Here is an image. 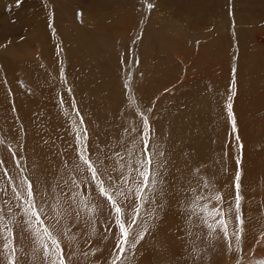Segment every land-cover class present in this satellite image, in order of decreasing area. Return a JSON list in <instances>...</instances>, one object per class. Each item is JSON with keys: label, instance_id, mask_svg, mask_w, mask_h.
Here are the masks:
<instances>
[{"label": "rangeland", "instance_id": "rangeland-1", "mask_svg": "<svg viewBox=\"0 0 264 264\" xmlns=\"http://www.w3.org/2000/svg\"><path fill=\"white\" fill-rule=\"evenodd\" d=\"M74 28L92 44V37L100 39L102 61L115 75L116 104L107 102L103 109L118 113L111 114V130L103 134L88 121L76 93L71 74L76 65L66 43L70 36L76 40ZM240 28L248 35L247 48L240 45ZM160 57L168 60L169 69ZM194 69L196 75L189 74ZM202 95L207 98L203 105L192 104ZM188 103L193 110L187 107L192 111L177 124L190 127L188 134L179 133L188 139L167 150L168 112ZM192 114L197 116L191 120ZM85 148L96 180L79 158ZM157 150L161 156L153 155ZM146 157L153 159L149 172H158L159 182L153 192L150 177L144 199L137 200L135 161L143 164ZM175 163L179 170L168 183ZM176 176H182L178 195ZM100 182L129 197H116L129 232L122 253L116 246V214L96 190ZM165 183L174 199L201 197L198 220L212 219L215 226L228 219V237L217 230L215 240L206 244L187 215L188 225L174 232L177 241L167 252L162 246L150 250L158 244L150 238L149 252L137 253L154 228L150 221L161 218L156 206L163 201L157 195ZM215 193L221 201L209 199ZM29 199L42 223L25 214ZM97 204L96 211H88ZM230 206L226 217L202 211ZM65 209L72 212V232L69 216L60 215ZM238 227L243 229L239 242L233 235ZM44 228L60 243L65 264H139L137 254L145 258L142 264H264V0H20L19 7L16 0H0V264H27L22 260L33 256L48 264L52 257H45L43 245L53 246ZM199 245L215 252H199ZM147 254L161 256L151 260Z\"/></svg>", "mask_w": 264, "mask_h": 264}, {"label": "bare ground", "instance_id": "bare-ground-1", "mask_svg": "<svg viewBox=\"0 0 264 264\" xmlns=\"http://www.w3.org/2000/svg\"><path fill=\"white\" fill-rule=\"evenodd\" d=\"M78 32L80 35L78 34ZM81 34L82 33L79 30L74 28L73 29V36L76 38V40H74L72 36H70V37L68 36L69 38H66V43L67 44L69 43L68 48L69 49L71 48V53L69 54L70 55L69 57H71L72 61H75V65H76V68L73 67L74 69H71L72 70L71 74L74 76L73 80L75 83L76 93H77V96L79 98L80 103L85 108V111H86L85 114H87L88 121L91 122L95 128H98L96 130L100 134H103V133H106L107 131L111 130V128L108 126L109 123L107 121L110 120L112 122L113 121L112 115L116 116V114L118 113L117 108H113L111 110L112 115L106 114L104 112V109H103L104 104L107 102H112L114 105L116 104L117 88H115V84H116L115 75L112 73L111 68H109V66L102 61L101 49L99 48V47H101L100 39H95L94 37H92L94 40L93 44H92L91 43L92 40L90 41V39L89 40L86 39L85 36L83 34L82 35ZM91 35H92V33H91ZM238 36H239L240 45L245 44L244 47L247 48V45H246L247 40H248L247 33L244 30H242V28H240L238 30ZM72 43L74 44V48L72 46ZM151 44H154V42L152 41ZM103 45L104 44H102V46ZM45 53H46V50H44L43 54L45 55ZM244 54H248V51H246ZM39 56H40V54H39ZM93 56H95L94 57L95 60L93 59ZM165 59H166L165 57H160L159 60H161L162 63L166 67H168V69H169L170 64L167 62L168 60H165ZM172 66H174V65L171 63V67ZM189 74L196 75V70L195 69L193 71L189 70ZM162 77L164 78V77H166V75L164 74ZM206 99L207 98H205V96L202 95V96L198 97L196 100H194L192 102V104H194L195 102H200L198 105H203L204 104L203 102H205ZM192 104L188 103V104H186V106H183L181 108L173 107L168 112V118L169 119L171 118V120L167 124V127H169V129H170L169 143L167 146L164 145L167 150H169L171 147L177 146V141H184V140L188 139L189 135L181 136V134H179V133L183 132V133L188 134V132L190 131L189 130L190 127L186 125L185 128L180 129L177 126V124L179 123L180 119L185 118L186 117L185 115H187L190 111L193 110L194 105L192 106ZM187 107H189L192 110H190ZM105 115H109V118H106ZM192 115H193V117L191 118V120L193 118H196V116H197L194 114H192ZM169 119H168V121H169ZM181 122H183V121H181ZM191 125L192 124H190V126ZM116 129H117V127H116ZM179 145H180V143H179ZM177 169L179 170V167L176 165V163L174 164V166H171L169 168L170 171H169V175L167 178V180H169L168 183H171L173 181V178L177 172ZM180 177H182V176H176V178L174 180V185L176 186V188H175L176 194L178 193L179 189H181L180 188L181 186L179 183ZM172 194H174V192L171 189H169L165 183L164 188L161 189V192L159 191V194L157 195V198L159 197L160 200L163 201V203H162L163 208H160L159 205L156 206L157 208L160 209V211L162 213V214H160L161 218L158 219L157 223L153 219L150 221V227L154 226V228H152L151 230L149 228V232L146 235L148 237L147 239L142 236V238H145V240H144L143 244L140 246L139 252L136 251L137 253L142 254L141 252H144V251L149 252V250H147L146 247H147V243L150 241V238H152L154 240V242L158 243L156 245V247H151L150 250L153 251V249H157V246H162L164 248V251L167 252V250H165V249L172 247V245H174V243L177 241V240H175V238L172 237L174 232H178L179 228H182V226L185 223H187L186 225H188V222H187L188 216H189V218L192 217L193 220L196 222L195 228H198L197 235L200 236V238L203 237L202 240L207 241L206 244L215 240L214 232H211V235H209L211 230L208 228L207 225L212 224L214 226V222H216V221H213L212 219H210V220H206V223H205V221H203V220H198L196 214L198 212L199 205L197 204L195 206V214H193L192 200H190L189 197L180 195V197L178 196V199H174L171 196ZM180 208H181V210H180ZM182 211H184V214L182 213ZM190 214H193V215H190ZM96 215H97V213H96ZM70 218H72V217L69 216L67 218V223L70 226V229H71L70 232H72L74 227H73V229L71 228L72 222H70V220H71ZM189 222H190V220H189ZM198 223H201V225L198 226ZM106 228H105V230H106ZM77 234H79V233H77ZM216 238H217V236H216ZM98 241H99V239L96 240V244L98 243ZM110 245L111 244L109 243L107 245V248L104 249V251H106L110 247ZM200 245H204V244H200ZM200 245L198 246L197 250L199 252H204L206 249L204 247H203V249H201ZM205 252H210L213 254L215 251L213 250V248H210V251H205ZM154 255H155V257L161 256V254H158V255L154 254ZM155 257L149 256V259L153 260ZM136 258L140 259L138 261L139 264H142L145 261V258L139 256L138 254L135 255V259ZM25 261H27V264H39L40 260H39V257L35 258V256H33V258L31 260L24 258L22 260V263H24ZM29 262H32V263H29ZM24 264H26V262Z\"/></svg>", "mask_w": 264, "mask_h": 264}, {"label": "snow or ice", "instance_id": "snow-or-ice-1", "mask_svg": "<svg viewBox=\"0 0 264 264\" xmlns=\"http://www.w3.org/2000/svg\"><path fill=\"white\" fill-rule=\"evenodd\" d=\"M16 5L17 7H19L20 5V0H16ZM149 7H151V5H149ZM229 109V119L232 121L233 124V131H235V121L232 117V112H231V104H229L228 106ZM147 119L145 118L144 120V124H145V128H147ZM140 140L142 143H144L145 145H147V140L144 138V136L140 137ZM84 151H87V149H81L80 152L78 153L79 158L81 161H83V163L85 165H87V170L92 172V179L96 180L97 179V169L95 167H93V164L89 162V159L83 154ZM141 151L143 152V149H141ZM154 156L158 157L161 156L162 153L157 151H154L153 153ZM135 163L137 165H139L138 168H135L134 171L137 172V175L139 177V180L137 181L136 177H133V183L136 185L135 187V197L137 200H143L144 199V195L143 193L145 192V190L148 188V181L151 177V182L153 184V188L151 189L153 192L157 191V188L155 187L158 184V177H159V173L156 171L153 172H149V166H152L154 161L152 158H145V161L143 164L140 163L139 159H137L135 161ZM237 163V171L235 173V178H234V187L236 190L235 193V209L236 212H239V207H240V202H241V195H240V187H241V172L239 170V166H240V161L239 159H237L236 161ZM162 166V163L160 165H158L157 167ZM125 182H127L125 180ZM73 184H75V181H72ZM112 185H109L108 187H105L103 182H100L96 185V190L98 191L99 195L102 197H105L106 200L108 201V204L111 206L112 210L115 212V222L119 227L120 230V238L117 240V248L119 249V251L122 253L124 252V248L123 245L125 243H127L128 240V236H129V232L127 230V228L125 227V224L121 222L120 220V215L122 213V211L124 210L122 208V206L120 205V202H118V200L116 199V197H123L124 200H128L129 197L128 195L120 190H116L114 193L109 191V188H111ZM32 186L29 185L28 186V196L29 198H31L32 196ZM129 191H132L131 189H129ZM201 199V197L197 194L195 196V198L192 200V208H193V214H195V206L198 204L199 200ZM209 199H214L215 201L219 202L221 201L222 197L219 193H215L212 197H209ZM100 205L97 204L95 206V208H89L88 211L89 212H94L96 211L97 208H99ZM160 208H163V204L159 205ZM69 208H71V205H69ZM40 211H43V209H41ZM202 211H208V214L216 217H226L228 213L232 212V208L231 206L226 209V210H220L217 209L215 207H213V209L208 210L206 208L202 209ZM24 212L26 215H30V217H35L36 218V222L42 223V221H40V216L38 214V212L35 210V205L32 203L31 199H29L28 201V207L24 209ZM61 216H71L72 212L65 209L62 210L60 212ZM76 216L79 217V213H76ZM235 220L238 222V224H242V220L239 214L235 215ZM133 222H135L133 220ZM206 223V221H205ZM230 223V221L228 219H220L219 223L216 224L215 226L213 225H207L208 228L211 230L209 235H211V232H216L217 230H219V232L223 233V238H227L229 233H228V224ZM6 227V226H5ZM108 231H111V228L107 229ZM11 229H8L9 234L11 233ZM69 231H71V229H69ZM243 231L242 228L237 229L236 232L233 233L235 240L237 242H239L241 240V232ZM93 233H95V228H93ZM43 234L45 236H47L49 239H51L52 242V248L49 249L47 245H43L44 247V255L45 257H49L51 256L52 259L51 261L48 262V264H65V253L63 252V250L60 247V243L52 236V233L48 230V228H44L43 229ZM72 239L75 238V234L72 235L71 237ZM106 238V237H104ZM9 245L6 243L4 245L5 248H7ZM94 254V253H93ZM85 256H87V253L84 254ZM121 257L117 256L116 259L119 260ZM9 264H12L11 260L9 261ZM112 264H115V260H113Z\"/></svg>", "mask_w": 264, "mask_h": 264}]
</instances>
